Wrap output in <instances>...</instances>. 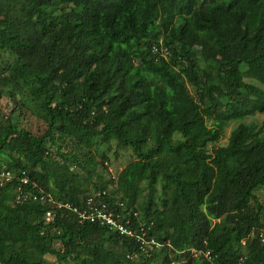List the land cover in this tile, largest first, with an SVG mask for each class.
<instances>
[{
	"label": "trees",
	"instance_id": "trees-1",
	"mask_svg": "<svg viewBox=\"0 0 264 264\" xmlns=\"http://www.w3.org/2000/svg\"><path fill=\"white\" fill-rule=\"evenodd\" d=\"M0 51L14 57L0 64V97L12 86L24 92L18 111L0 115V169L26 171L36 183L27 188L79 205L103 180L96 170L108 158L97 146L127 145L133 159L110 198L134 206L132 223L162 244L146 256L70 211L46 222L49 204H11L15 178L0 187V264H49L48 255L210 264L203 255L195 263L191 248L264 264L255 194L264 187V119L257 130L243 120L264 114V0H0ZM28 111L43 132L24 124Z\"/></svg>",
	"mask_w": 264,
	"mask_h": 264
},
{
	"label": "built area",
	"instance_id": "built-area-1",
	"mask_svg": "<svg viewBox=\"0 0 264 264\" xmlns=\"http://www.w3.org/2000/svg\"><path fill=\"white\" fill-rule=\"evenodd\" d=\"M15 178H17V184L14 187L15 196L13 198V203L17 204L27 200H34L49 204L51 209L47 210L45 213L46 222L52 219L57 211H70L72 214H76L79 223H98L121 235L132 238L140 252L146 256H150L151 251L161 245L153 236L147 235L146 229H148L149 226H145L144 223H139L135 226L132 223L129 215L132 214L134 217H137L138 212L132 208L126 210L122 202H119V206L122 208L119 210L115 203L111 204L106 200L105 197L108 194L105 189H99L96 192L87 194L85 197H81L79 205H74V203L69 201L55 200L49 193L42 189L33 191L27 188L29 183H32L33 187H36V183L29 178L26 171H22L20 176L8 170H1L0 187L6 185ZM258 236L260 240L264 242V230L259 231ZM190 252L194 256L203 255L210 264H233L229 262L223 263L217 260L216 255L211 254L209 250L190 249ZM134 254L135 253H133V255ZM128 257L132 258V254H128ZM240 262H242L241 258L234 264H239Z\"/></svg>",
	"mask_w": 264,
	"mask_h": 264
},
{
	"label": "rangeland",
	"instance_id": "rangeland-1",
	"mask_svg": "<svg viewBox=\"0 0 264 264\" xmlns=\"http://www.w3.org/2000/svg\"><path fill=\"white\" fill-rule=\"evenodd\" d=\"M13 58L14 57L9 52L0 51V64H3V63L6 64V62H10ZM22 95H24L23 90L17 86H12L9 88L8 91H4L2 94V97H0V115L6 116L7 114H9L11 110L18 111V106H19V103L21 102L19 98H21ZM12 96H14L15 99L12 98ZM263 119H264V114L258 112L254 115L244 118L243 120L249 124H252L253 129L257 130L258 128L261 127ZM210 123L211 121L209 120L208 124ZM24 124L36 134H38L39 132H43L46 128V125L42 121V119H39L37 116L32 115L29 111L25 112ZM236 124H237V121L231 122L226 127L225 135L221 138L219 143L226 142L227 136L231 128H233ZM65 150H68V148L66 147ZM97 151L104 153L108 158L107 161L104 162L105 168L102 165L100 166L98 165L97 167L96 171H99L101 178H103L102 181H99V180L97 181V185H103L104 187L107 188L111 186V183H112V180L110 178L111 174L114 175V177H116L117 176L116 174L119 173L122 170V168L129 161L133 159V153L129 146L124 145V144H118L115 140H111L109 149L106 150L105 146H101V147L97 146V150L95 149V152ZM51 155L54 158L58 157L54 147L52 148ZM3 159L5 161L8 160L6 157H3ZM96 159H97L96 160L97 162H100L98 157ZM71 169H74L76 172V170H78V167L76 166ZM0 170H3V167H1ZM89 192H91V190ZM160 193H161L160 186L158 185L156 194L160 195ZM255 194L259 198V201L264 205V187L258 188L255 191ZM156 206L158 207L159 205H156ZM106 245L108 246V248L116 250L120 253L122 251L121 246L117 243L111 244V243L106 242ZM55 246L57 248H61L62 245L59 241H56ZM191 255H192V258H194L193 261L196 263L197 261L195 260V258L199 256H194L192 253ZM46 259H48L49 264H81V263H76L70 259H67L66 261L65 260L60 261V260H57L56 257L52 255L46 256ZM186 262L187 261L185 260H180L178 262L173 261L170 264H187Z\"/></svg>",
	"mask_w": 264,
	"mask_h": 264
},
{
	"label": "clouds",
	"instance_id": "clouds-1",
	"mask_svg": "<svg viewBox=\"0 0 264 264\" xmlns=\"http://www.w3.org/2000/svg\"><path fill=\"white\" fill-rule=\"evenodd\" d=\"M152 52L153 53H159L160 55H162L163 54V56H165V54H164V52H165V49L164 48H160L159 46H157V45H153L152 46ZM157 59V58H156ZM155 59V60H156ZM1 171V170H0ZM116 175H118V173L116 174ZM117 177V176H116ZM116 177H114V175H112L111 174V180H112V183H111V186H109V187H104L103 185H100V187H97V189H93L91 192H88V193H86V195L87 194H89V193H92V192H96L97 190H99V189H105L106 190V192H107V196L105 197L106 198V200H108L111 204H114L115 203V205H116V207H118V209L119 210H121L122 208L119 206V202H122L123 203V206H124V208L126 209V210H128L129 208H132V209H134V210H136L137 212H138V214H139V211L137 210V209H135L134 208V206H130V207H128L122 200H119V199H116V200H112L110 197H111V195H112V191L114 190V189H116L117 188V186H116V184H115V180H116ZM11 202V204H15V203H13V200H11L10 201ZM18 204V203H17ZM138 217V216H137ZM141 223H143V222H141ZM93 224H95V223H93ZM145 225V224H144ZM263 229H257V234L259 233V231H262ZM119 234V233H118ZM119 235H121V234H119ZM121 236H125V235H121ZM125 237H127V238H129L130 240H133L132 238H130V237H128V236H125ZM134 241V240H133ZM135 242V241H134ZM262 242V241H261ZM161 244V243H160ZM136 245V244H135ZM162 245V244H161ZM160 245V246H161ZM159 246V247H160ZM158 247V248H159ZM158 248H156V249H158ZM191 249H193V248H191ZM196 250V249H195ZM130 254V253H129ZM127 256V258H129L128 257V254L126 255ZM133 256H135V257H138V254L137 253H135L134 255L132 254V258H129V259H133ZM201 255H199V257H200ZM241 258V260L243 261V257H239L237 260H239ZM135 259V258H134Z\"/></svg>",
	"mask_w": 264,
	"mask_h": 264
}]
</instances>
